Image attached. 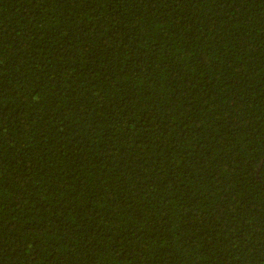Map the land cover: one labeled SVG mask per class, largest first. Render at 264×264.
Here are the masks:
<instances>
[{"label":"trees","instance_id":"obj_1","mask_svg":"<svg viewBox=\"0 0 264 264\" xmlns=\"http://www.w3.org/2000/svg\"><path fill=\"white\" fill-rule=\"evenodd\" d=\"M0 264H264V0H0Z\"/></svg>","mask_w":264,"mask_h":264}]
</instances>
